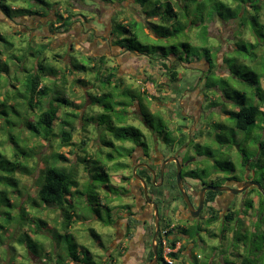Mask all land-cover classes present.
Here are the masks:
<instances>
[{
  "label": "rangeland",
  "instance_id": "374dc122",
  "mask_svg": "<svg viewBox=\"0 0 264 264\" xmlns=\"http://www.w3.org/2000/svg\"><path fill=\"white\" fill-rule=\"evenodd\" d=\"M196 1L197 3H202L207 0ZM92 2V0L81 1V6L82 8L84 7V9H82L80 14L81 16L86 15V18L90 20L93 19V17L89 11L97 9V5L91 4ZM128 3H131V1H128L126 4ZM224 3L225 1L220 0L219 2L204 4L203 8L202 4L197 5L193 3L184 10L186 11L185 17L183 16L184 12L179 11L177 13L179 17L178 20L184 18L191 27L187 29V32H182L186 23L181 24L179 28L166 26L165 28L170 32L176 29L181 31L177 38L157 40L156 36L148 33L145 27L142 25L138 26L137 30L140 32V35L138 34V41L142 45H158L168 48V46L171 47L179 43L181 45H178L179 50L182 49L183 52L184 49H186L189 53V59H201L200 62L197 63L199 65H194L192 67L191 65L185 64L187 68H178L179 81L175 84L170 83L169 85L167 77L165 76V71L161 67L159 69L160 76L153 77V79L156 80V84H160L163 88L169 86L170 90L172 88L175 89V93H181L190 88H195L198 85L199 89H201L202 84L208 80L211 84L218 87L221 94L227 91V88H225L226 86H228V89L232 88L243 94H250L246 79L252 78L253 74H257L259 77L264 74V37L255 36L251 32V29H249L251 19H246V21L240 17H236L234 21H230L225 17V22H221L218 13H224L222 9L224 8ZM22 5L24 4L22 3ZM75 7L78 8L79 5H75ZM16 8L17 6H14L12 11L14 12ZM115 8L117 9L118 6L113 5L110 7L109 5L108 8L102 7L97 15L98 17L96 16L101 23L107 24V29L110 28L108 22ZM129 10L134 13L137 8L131 5ZM244 15L253 18V12L250 9L247 10ZM221 16H224V14ZM258 16H260V21L258 18H253V23H255V27L258 28L259 32L264 35V29L261 30V25L264 23V5ZM4 18V15L0 12V32L3 33L4 39H7V43L10 42L14 44L13 47L15 49L9 51V53H7L8 56L3 54L0 55V70L9 67V71L11 72L9 75H4L5 80L8 83L13 82L16 77V72L14 73L13 71L16 69L15 65L18 63L15 62V65L10 63L8 58L11 55L16 56L18 61L22 60L21 63H24V66L30 67V69H28L29 72L31 68H33L31 63L38 59L39 54L41 55L42 52L43 55L49 58L44 63V67L52 70L56 69L57 71L53 77H48L45 81V84L50 88L53 104H57L61 107L62 114L74 113L78 115L81 113L84 116L82 119L78 117L73 120L75 130L72 135V143L70 146L65 147L60 146V140L56 137L53 138L50 143H46L42 140L30 139L27 133L24 135V138L25 136L28 137L29 141L23 142L20 127H13L11 132L17 138L19 148L26 151L29 150L26 153H29V156L26 158L25 155V157L22 156L18 159L20 168L24 167L26 171L21 172L22 170L19 168L11 173H3L0 171V177L1 175L10 176V178L14 180L11 185H6L3 181L0 182V227L5 228L4 232L0 230V264H7L9 261H11L9 262L11 264H55L58 260H61L63 264H75L76 262L78 264H107L109 262L106 263L104 261V256L106 253L109 255L112 252L105 251L114 236L113 227L109 228L111 223L115 220L116 215L113 206L119 204V201H117L119 198L118 193H121L122 189L125 188L119 186L123 181L122 176H130V172L123 171L122 169L115 170V164L126 162L125 154L122 157L118 154L122 153V148H126L129 143L114 141L109 133L105 134L104 131H102V129H105V125L101 123L97 126V116L105 113L107 109L104 106L97 105V103L91 104L88 99L85 100L84 95L94 97L97 101V97L100 96L99 94L102 92L105 94L109 93L111 87L108 88V85L104 86V83L101 82L99 78L106 74L105 72L108 73V70L105 71L103 69L116 65L113 60L109 59V56L116 54V50L113 47H115L117 42L115 41L113 44L110 40V42L107 41L106 38L110 36L107 34L108 30H106V32L97 31L102 30V25L98 21L96 24L94 22L95 20L89 22L90 20L80 18L77 23L71 26L67 35L69 38H73L72 42L75 43V45L77 44L78 49L82 46L88 47L90 38L87 39L82 33L94 28L97 37L101 40H106L103 43L102 49L98 51L100 52L99 54L105 55L106 63L104 67H101L100 71L99 69H91L86 57H82L84 55H81V53L73 48L69 56L73 62L69 65L71 74L69 75V71L67 72L64 66V60L65 64L70 61L65 55V50H67L65 49L66 42L63 38L65 36L62 35L53 38V35H51L47 29L48 22L50 20H55L54 16L49 18V20L47 18L41 20L43 31H40L38 28L39 25L36 23L38 18L26 16L14 19L13 31L5 24ZM30 20H32V22H30ZM75 20L72 19V21ZM24 24L33 27L36 25L32 34H29V31H25L26 25ZM153 26V23H150L151 29H153ZM247 26L249 28H247ZM19 30H22L25 34L19 36ZM137 30H134L136 34ZM16 33L17 35L15 36L14 34ZM7 35H9V37ZM84 39H87L89 42L82 44V41H85ZM41 44H48L47 51L45 50L44 52V50H41ZM0 49H2L1 45ZM21 49L22 52L19 51ZM206 51L209 52L208 57H210V59L216 60V64L219 66L220 70H215L216 67L213 69L211 68L217 75L210 73L207 77H204L205 79L199 80L200 73L198 69H210L209 65L206 64V61L203 59L207 54ZM21 54H26L27 59H21ZM166 54V51L160 50L158 52V56H165ZM88 55H93V52H88L87 56ZM56 56L61 57L57 59ZM120 62L122 65L121 73H127V75L123 77V80L132 85L134 94L137 95L139 90L144 88L148 96H153L155 98L160 96L164 104H168L171 101L168 92H166L168 94L162 96L154 91L151 83H146L144 85V82H140V80L134 78V75H139L138 79H142L145 75H148V72L154 74L153 70H157V67H154L155 64L150 65L148 58L125 53V57L121 56ZM98 71L101 73L100 76L98 75ZM129 74L132 75L129 76ZM20 76L19 73L17 78L19 79ZM260 83L262 89H264V76L261 77ZM1 87L4 89L7 88L3 80L0 81V95L3 94ZM160 91H162V89ZM202 93L206 95V100L202 103V111H206L208 114L207 117L200 118L196 125L191 124L190 121L181 120L180 118H176L173 123H170L168 118H166L167 115L177 113V110L168 108V110L163 112V110L153 105L150 106V113H163L162 115L158 114L156 117L151 116L150 119L157 129V121H160L161 116H166L161 122V125L171 128L170 133L167 135L169 141L173 142L176 139H180V143L187 144L185 153H188L194 158L192 162L193 165L197 167L200 163L202 166H199V169L196 171L197 178L201 179L202 182L212 185L211 181L206 179L208 177V170H211L212 163H217L221 172L220 177L213 181V185L225 183L229 185L231 189L235 190L237 189L234 183L235 181L242 182L246 175H252L254 177V180L261 188V192L256 190L250 191L249 194L246 195L245 193L237 195L232 194L233 204L235 205L236 212L241 217V221L237 222L239 227H235L234 230L231 231L228 245L230 251H233V253L240 252L242 246L246 248L251 246L253 249H256V251L247 258L250 264H264V238L261 237L259 228L264 227V166L262 168L253 167L251 164L256 152L255 143L259 136V130L254 127L251 135L249 134V136H247V133L239 132L233 128V119L226 116V112L234 111L231 105L229 106L228 104L230 102L233 104L235 101L233 95L226 99L229 100L227 103L224 101L226 97L223 100V98L217 97L214 92L202 91ZM142 98L145 99V96H142ZM1 100L2 98H0V101ZM63 100H66L68 104L66 105L62 102ZM115 100L116 96L112 99L110 97L103 98L101 101L102 105L108 103L112 104L113 111L111 114L114 118H117L125 109L115 105ZM76 106L79 107L76 108ZM137 106H139L137 102H132L126 111H135L138 109ZM16 108H18L16 109L17 111H21L20 107ZM262 109H264V106ZM6 113L9 114L8 119L16 124H20V120L23 119L11 115L8 109ZM164 113L165 115H163ZM62 117L64 118V115H62ZM132 120L133 118L130 116L129 121ZM261 122L262 121L258 118L256 125L264 128V124L260 125ZM133 126L139 129L141 128L138 122L133 124ZM59 129V125L56 124L54 129L55 134H58ZM1 134L2 132H0V141H4L5 137ZM100 140L111 142L114 147L103 146ZM83 141L85 143L82 146ZM176 144L179 143L176 142ZM159 150L165 156L170 153V151L163 148V145L159 146ZM0 152L12 161L11 151L8 146H0ZM54 154L66 158V162L59 161L57 165L75 175V180L79 187L78 190L83 193V196L81 195L74 199L73 210L75 211L73 213H71L70 210H67L65 213L55 208L45 207L44 205H32L33 202L36 204L42 203L35 197L37 190L36 181L39 171L44 168V158L52 162L51 157ZM223 154H225V156ZM108 155L113 156L112 162L108 161ZM199 158L200 162L198 163ZM11 164L12 163H0V166L7 168ZM101 169H105L107 175H109V183L116 187L117 190L114 192L116 194L111 201L112 204H105V206L104 204H102L103 206H99V202L97 201V196H100L102 199L107 194V190L102 189L106 177L102 174ZM89 186H91V191L89 190ZM249 201H252V208L247 207ZM21 207L25 214L23 213L19 216ZM98 211L99 216H97ZM8 216L13 217V219L12 223L7 227L6 219H8ZM236 219L234 223H236ZM108 222V227L103 225ZM42 223L45 225L40 226ZM231 225V227H233V224ZM68 226L69 228L67 229ZM139 232V230H134L132 232V239L130 243H128L129 246L125 244L130 254L125 255L126 257L122 256L125 253V250H122L120 257L124 259V261L120 263V261L117 260L116 264H136L132 258L134 254L141 256L140 258H142V261H145L147 253L145 245H147V242L145 241L142 247L138 245L137 239ZM146 239L147 238H144V240ZM98 241H101L103 245L101 251L97 248ZM194 251L195 255L199 256L204 253L200 251V249H194ZM112 257H114V259L116 258L114 252L112 253ZM148 258L149 256H147V259ZM225 260V264H229V261L236 262L233 257H226ZM198 262H201V258H199ZM158 264H162V262H158ZM173 264H177V262L174 261ZM189 264L194 263L190 262Z\"/></svg>",
  "mask_w": 264,
  "mask_h": 264
},
{
  "label": "trees",
  "instance_id": "16d2710c",
  "mask_svg": "<svg viewBox=\"0 0 264 264\" xmlns=\"http://www.w3.org/2000/svg\"><path fill=\"white\" fill-rule=\"evenodd\" d=\"M82 0H0V12L6 17L7 19L14 20L16 18L21 17H35L38 18V21H36L37 25H39L40 31H43L42 26V19L51 18L52 16L55 17V20H50L48 22L47 29L49 30V33L53 35L52 37H60L65 36L64 34L68 33L71 29V26L79 21L80 18L84 20H90L86 18V15L81 16L80 12H82L81 6ZM93 2L91 4H96L97 9L89 11V13L92 14L93 19H91L89 22H93V20H96V16L101 11L102 7L108 8L109 5L111 6H118V8L114 9V12L109 18L108 26L109 29L103 27V23L97 21L102 25V30H97L99 32H106L110 35L109 38H106L107 41H111L113 44L116 41L115 44V50L116 54H118L119 57L123 56L125 57V53L132 54L134 56H141L148 58L149 63L153 65L154 61L160 60V65L165 71V76L167 77L168 83H176L179 81V75H178V68H181L182 66L187 68L186 65H191L192 67L194 65L200 62L201 59H189V53L184 49L182 52V49L179 50V46H181L179 43L172 45L171 47L168 46V48L160 47L158 45H142L138 41V34L140 35V32L137 30L138 26L142 25L146 28L148 33L154 34L156 36V39H163L168 40L169 38H177L180 30L176 29L172 32L168 31L165 27H177L179 28L181 24L186 23V26H184V30L182 32H187V29L191 27L190 24H187L186 20L184 18H181V20H178L177 13L179 11L184 12V17L186 16V10L187 6H191L193 3H196L197 5L202 4V8L204 7V4L213 3V2H219L220 0H207L206 2L197 3V1H190V0H92ZM128 1H131V3L126 4ZM225 1L223 14L224 16H221L223 14L218 13L220 21L225 22V17H227L230 21L235 20L236 17H240L243 20L251 19L250 20V28L247 26V28L251 29V32L258 37H264V35L259 32L258 28L255 27V23H253V18H258L260 21V10L262 9L264 5V0H221ZM20 2V3H19ZM22 3L24 5H22ZM21 4V5H20ZM109 4V5H107ZM75 5H79V7H75ZM128 5V6H127ZM134 6L137 8V10L133 13L129 10V7ZM14 6H17L15 11H12V8ZM252 10L253 12V18L252 17H246L244 14H246L247 10ZM97 11V14H96ZM221 12V11H220ZM127 15H126V14ZM125 15V16H124ZM203 15V13H202ZM124 16V17H123ZM221 16V17H220ZM98 17V16H97ZM33 18V19H35ZM75 20V21H72ZM142 19V20H141ZM215 19V17H214ZM219 20V19H218ZM224 20V21H222ZM247 21V20H246ZM88 22V21H87ZM95 22V21H94ZM96 23V22H95ZM150 23H153V29L150 27ZM97 24V23H96ZM107 25V24H106ZM252 27V28H251ZM264 29V23L261 25V30ZM134 30H137L134 32ZM1 31V30H0ZM264 31V30H263ZM19 36H23V32H18ZM106 34V33H105ZM15 36L17 35L14 34ZM9 37V35H7ZM11 36V35H10ZM64 38V37H63ZM91 39V37H90ZM101 41V42H100ZM103 41V42H102ZM106 40H101L97 37V46H102V43H104ZM109 41V42H110ZM100 42V44H99ZM0 45L2 46V49H0V55H6L9 51H13L14 44L7 43V39H4V35L2 32H0ZM42 51H47L48 44H41ZM3 50V51H2ZM166 51L167 54L165 56H158L159 51ZM22 52V49L19 50ZM100 52L97 51V58H88V65L95 64L97 69H101V67H104L106 61H105V55L99 54ZM124 53V54H123ZM206 55L203 58L206 61V64L209 65V68L217 67L216 60L210 59L208 57L209 52L206 51ZM157 54V55H156ZM156 55V56H154ZM21 59H27L26 54L20 55ZM207 56V57H206ZM61 56H56V58H60ZM85 58V56H82ZM8 58V57H7ZM10 63H18L15 65L16 69L13 71L16 72V77L14 78L13 82H7L5 80L4 75H9L11 73L9 71V67H5L4 70H0V81H4V85H7V88L4 89L1 87V91L3 94H1L0 98L2 100L0 101V132H2L1 135L5 137L4 141H0V146L6 145L9 147L11 151V158L12 161L5 157L4 154L0 152V163L10 164L9 167H1L0 171L3 173H11L15 172L17 168L20 170L26 171V168L19 166L18 159L22 156L26 158L29 156V153L26 154L28 151L22 150L19 148V145L17 144V138L12 134L13 127H20V132L22 135V141H29V138L24 135L26 133L29 135L30 139H36V140H42L46 143H50L53 138H58L60 140V146H70L72 141V135L74 132V126H73V120L80 117V119L83 118L84 115L80 114H74V113H64L62 114L61 107L57 104H53L54 102L51 100L52 95H50V88L45 84V81L48 77H53V75L57 72L56 69H48L44 67V63L47 61L48 56L43 55L41 52V55L39 54L38 59H36L34 62L31 63L32 67L31 70L28 72L27 66H24V63H21L22 60H19L16 58V56L11 55L9 58ZM54 59V58H53ZM217 59V58H216ZM69 63L64 64L65 69L67 72L69 71V65H71L72 60L69 57ZM14 61V62H13ZM225 61V59H224ZM223 61V63H224ZM9 63V64H10ZM97 64V65H96ZM186 64V65H185ZM191 69L193 70V68ZM37 68V69H36ZM94 69V68H92ZM109 69V68H108ZM196 70V69H195ZM199 70V69H198ZM116 68H110L109 72L102 75L100 81L104 84H107L110 87H113L114 90L118 92L116 95V98H120L118 102H115V105L118 107L124 108L125 111H122L121 114L117 116V118H114L112 120V114L113 111L112 104H104L102 105V99L103 98H111L112 96L108 93L103 95L102 97H88V100L93 103H97L99 106H104L107 110L105 113L99 114L97 116L98 120V126L99 124L105 125V131L109 133L112 137V139L119 143H129L135 146L141 145V138L142 134L141 131L134 127L131 124H127L126 117L130 113L129 111H126L130 104L132 102L137 101L138 105L140 107V111L144 115L145 118H148L150 120L151 115L146 111L145 107L143 106V100L138 96L134 95V92L128 89V87H125V84L121 77L116 75ZM12 72V73H13ZM20 73L19 79L18 74ZM69 75L70 71L68 72ZM98 74H101L98 72ZM100 76V75H99ZM264 76L261 75L260 77L257 74H253L252 78L246 79V84L248 90H250V94H239L237 92H230V96L233 95L235 97V104L237 105V111L231 112L230 117L233 119V128L239 132L247 133V136L249 134L251 135L253 128L259 130V136L257 138L256 144V152L254 155V158L252 160L253 167H260L262 168L264 166V128L262 126L258 127L256 125V121L259 118L262 122L260 125L264 124V109L262 107L264 106V89L261 87L260 79ZM144 77H147L148 79H151L150 75H145ZM156 83L155 79H151ZM98 82V81H97ZM207 83L211 84L210 81L207 80ZM228 88V86H227ZM232 93V94H231ZM229 95L227 97H229ZM251 96V97H250ZM226 97V98H227ZM250 101H249V100ZM252 99V101H251ZM14 100V102H13ZM66 105L68 102L66 100H63ZM16 107H20L21 111H17ZM73 107V106H72ZM75 107V106H74ZM79 106H76L78 108ZM8 109V112L11 113V115H14L17 118H23L20 120V124H16L15 122H11L8 119L9 114L6 113V110ZM64 115V118L62 117ZM151 123V121H150ZM56 124L59 125V131L58 134H55V126ZM152 124V123H151ZM101 144L103 146H113V143L108 142L106 140H100ZM84 141L82 142V146L84 145ZM122 153H119L118 155L122 157L125 154V157L129 155V153L132 150L122 148ZM108 161H113V156L108 155ZM52 162H49L47 158H44L45 165L42 170L39 171V175L37 177V190H36V199H39L42 203L36 204L35 202L32 203L33 206H45L50 208H55L56 210H59L60 212H65L67 210H70L71 213H73L75 210H73V201L74 199L83 196V193H81L78 189V183L75 180V175L69 171H66L64 168H61L57 165L59 161L66 162V158H64L61 155L54 154L52 157ZM6 160V161H5ZM85 161V160H83ZM115 170L122 169L124 165L119 162L115 164ZM102 174L106 177L105 183L103 185L102 189L107 190V194L104 198H100V196H97V201L99 202V206H103L102 204H110L113 200L116 192V187L112 186L109 182V175H107L105 169H101ZM187 175H190L187 173ZM3 181L6 185H11L14 180L10 178V176L1 175L0 182ZM91 186H89V190L91 191ZM214 193L209 192V198L208 201H210L213 197ZM104 200V201H103ZM44 203V204H43ZM21 206V204H20ZM248 208H252V201H249L247 203ZM24 213L23 208H20L19 216H21ZM25 214V213H24ZM73 216V215H71ZM70 216V219H71ZM97 216H99V211L97 212ZM13 217H9L6 219V225L7 227L12 223ZM61 219V218H60ZM234 220V216L230 217V221ZM45 225L44 223L40 224V226ZM103 225L107 226L108 223H104ZM136 222L134 221L133 226L135 227ZM69 226L67 227V229ZM0 230L4 232L5 228L0 227ZM67 233L66 231H64ZM152 235V234H151ZM129 237H132V234H129ZM175 245V241H171L169 243V247L173 248ZM160 243L157 244L158 247V258L163 261L161 258V253L163 246ZM33 256V255H32ZM153 254H150V257H152ZM34 257V256H33ZM169 257L172 260H177L178 256L175 253H170ZM11 262V261H9ZM7 264H11V263ZM76 262V261H75ZM106 262V261H105ZM164 262V261H163ZM77 263V262H76ZM107 263V262H106ZM165 263V262H164ZM55 264H63L61 260L56 261ZM78 264V263H77ZM95 264V263H93ZM97 264V263H96ZM109 264V263H107ZM166 264V263H165ZM241 264H250V261L245 258Z\"/></svg>",
  "mask_w": 264,
  "mask_h": 264
},
{
  "label": "flooded vegetation",
  "instance_id": "af4514ba",
  "mask_svg": "<svg viewBox=\"0 0 264 264\" xmlns=\"http://www.w3.org/2000/svg\"><path fill=\"white\" fill-rule=\"evenodd\" d=\"M4 21L5 24L11 28V31H13L14 21L7 19L6 17L4 18ZM30 22H32V20H30ZM95 22L97 23V18ZM102 25L104 28L107 27L105 23ZM35 28L36 25L34 27L26 25L25 31H29V34H32V31ZM19 31L23 32L22 30ZM82 34L85 35L87 39L90 37L91 39L90 42L87 39H84L85 41H82V44L89 42V46H82L80 49H78L77 44L75 45V43L72 42L73 38H69L66 33L64 34V40L66 42L65 49H67L65 50V55L67 59H69L73 48H75L77 52L81 53V55H84L86 59L98 57L97 34L95 29L93 28L87 30ZM88 52H93V55L87 56ZM109 57L110 60H113L114 63H116L114 67L110 68H116V75L121 77L123 80V77L126 76L127 73H121V57H119L118 54L110 55ZM153 63L155 64L154 67H157V70H153L154 74L148 72V75L151 76V79L153 77L160 76V60L158 59ZM89 67L91 69H97L95 64H92ZM108 68L109 67L103 70H108L109 72L110 68ZM181 68L185 67L182 66ZM215 70H220L218 65ZM199 73V80L207 77V75L210 73L217 75V73L212 71L211 68L207 70L199 69ZM131 75L132 74H129V76ZM138 77L139 75H134V78L140 80V82H144V85L146 83H151L156 93L162 96L169 93L168 95L171 97V101L168 104H164L162 103L160 96L155 98L153 96H148L144 88L139 90L137 95H140L139 97L143 100V106L151 116L156 117L158 114L162 115V113L165 112V110H168V108H172L173 110L176 109L177 113H172L167 115V117L161 116L160 121H157V129L153 124H151V119L149 120L148 118L144 117L139 106H137V110H133L132 112L130 111L126 117L128 119L125 121L127 124L133 125L138 122L141 126L140 129L138 128L142 134L141 145L135 146L128 144V146L125 148L132 151L128 156L125 157L126 162H121L124 165L122 170L130 172V176H122L123 181L121 185H119L120 187L122 186L125 188L122 189L121 193H118L119 198L117 201H119V204L117 206H113L116 215L115 220L111 223L109 228L113 227L114 236L109 242L108 248H106L105 251H111L112 253L114 252L117 259L112 257V253L109 255L106 253L104 256V261L109 262V264H116V261L119 260L120 263H122L124 259L120 257V253H122L121 251L125 250V253L122 256L130 254V251L127 249L128 247L125 246V244L130 243L132 239V237H129V234H132L134 230H139L140 232L138 233L137 239L138 245L142 247L146 241L147 245H145V250H147V253L145 261H142V258H140L141 256H137L135 254L132 255V258L136 264H158V262H162V264H168L166 261L167 259L171 261V264H173L174 261H176L177 264H189L190 262L194 264H225V261L227 260H225L226 257H233L234 260H236V262H230L228 260L229 264H241L242 261L245 258H249L251 254L256 251V249H253L251 246L247 248L242 246L240 252L238 253H233V251H230L229 249L228 241L230 233L235 227H239L237 222L241 221L240 215L235 210L232 194L226 191L216 192L212 190H206L203 194V197H201L202 190L207 187H225V183L213 185V181L220 177L221 172L219 170V165L217 163H212L211 170H208V177L206 179L211 181L212 185L202 182V180L198 179L196 176V171L199 169L198 167L201 166L199 163L200 158L198 161L199 166H194L192 163L194 158L188 153H185L187 144L180 143V139L170 142L167 135L170 133L171 128L161 125V122L165 119V117L168 118L170 123H173L176 118H180L181 120L190 121L191 124L196 125L200 118L207 117L208 113L206 111H202V103L206 100V95H204L202 91L214 92L216 93L217 97L219 96L223 98V100L230 94V92H237L241 95L243 93L240 91H235L232 88L228 89L226 86L225 88H227V91L221 94V91L217 86L207 82L203 84L201 83V89H199L198 85L195 87L197 89L190 88L189 90L182 91L181 93H175L174 88L171 90L169 86L163 88L160 86V84H156L147 77L142 79H138ZM124 84L125 87H128V89L133 91V87L130 83L124 82ZM106 85L107 84H104V86ZM161 89L162 91H160ZM109 93L112 96L111 99L115 98V96L118 94V92L114 90L113 87L110 88ZM99 95V97H102L105 95V93L102 92ZM142 96H145V99H143ZM84 97L85 100L88 99L87 95H84ZM227 98H225L224 101L228 103L229 100H226ZM119 100L120 98H116L115 102H118ZM228 104L229 106L231 105L234 110L228 111L229 113L226 112V116L230 117L231 112L237 111V105L235 104V101L233 104L231 102ZM152 105L156 108H160V110H163V112L150 113L149 110L150 106ZM163 115H165V113ZM130 116L133 118L132 121H129ZM112 120H114V117H112ZM102 131H104L105 134L107 133L105 129H102ZM176 142H178L180 145L176 144ZM160 145H163V148L170 151L167 156H165L159 150ZM223 155L225 156V154ZM177 167L180 168L182 190L187 195V198L189 199V202L192 206V210L188 209L187 204L177 187ZM187 173L190 175H187ZM234 183L236 188L241 189L244 184L256 183V181L252 175H246L242 182L235 181ZM256 190L258 189L255 186H251L239 194L245 193L246 195L249 194L250 191ZM258 191L261 192V190ZM209 192L214 193L210 201H208ZM145 193L147 198L145 197ZM148 200L153 202L155 206L152 203H149ZM155 210L157 211L156 217ZM231 216H234V220L237 218L238 221L237 219L236 223H234V220L230 221ZM156 219L158 224V234L155 239L157 259L155 262H153L154 254L152 238L156 230ZM134 221L136 222L135 227L133 226ZM231 224H233V227H231ZM259 228L261 237L264 238V227ZM144 238L147 239L144 240ZM171 241H175L173 248L169 247V243ZM158 243L159 247L160 243L163 246L161 258L165 263L158 258ZM127 246H129V244ZM97 248L100 251L102 250L103 245L101 241L97 242ZM194 249H200V251L204 252L203 255H195ZM151 253L153 254L152 257H150ZM170 253L177 254L178 259L172 260L169 257ZM147 256H149L148 259ZM199 258H201L200 263L198 262Z\"/></svg>",
  "mask_w": 264,
  "mask_h": 264
},
{
  "label": "water",
  "instance_id": "95a60500",
  "mask_svg": "<svg viewBox=\"0 0 264 264\" xmlns=\"http://www.w3.org/2000/svg\"><path fill=\"white\" fill-rule=\"evenodd\" d=\"M135 174V173H134ZM176 180H177V187L179 189V191L181 192L186 204H187V207L189 210H192V206L189 202V199L187 198V195L184 193V191L182 190V186H181V177H180V168L177 167V175H176ZM251 186H255L258 190H261L259 184L257 183H246L243 185V187L240 189V188H237V189H231L228 185L223 187V188H212V187H207L205 189L202 190V195L201 197H203V194L206 190H212V191H216V192H221V191H226V192H229L231 194H239L241 192H244L246 189H248L249 187ZM145 189V187H144ZM145 197H146V193H145ZM147 198V197H146ZM149 203H152L154 206L155 204L153 202H151L150 200H148ZM157 215V211L155 210V217ZM155 227H156V230H155V234L152 238V247H153V254H154V258H153V262L156 261L157 259V252H156V245H155V239H156V236L158 234V224H157V219H156V222H155Z\"/></svg>",
  "mask_w": 264,
  "mask_h": 264
},
{
  "label": "crops",
  "instance_id": "0c3cea01",
  "mask_svg": "<svg viewBox=\"0 0 264 264\" xmlns=\"http://www.w3.org/2000/svg\"><path fill=\"white\" fill-rule=\"evenodd\" d=\"M103 46V43H102ZM102 46H97V51H100V49H102Z\"/></svg>",
  "mask_w": 264,
  "mask_h": 264
},
{
  "label": "built area",
  "instance_id": "2783aa9c",
  "mask_svg": "<svg viewBox=\"0 0 264 264\" xmlns=\"http://www.w3.org/2000/svg\"><path fill=\"white\" fill-rule=\"evenodd\" d=\"M166 261L168 262V264H171V261H169L168 259Z\"/></svg>",
  "mask_w": 264,
  "mask_h": 264
}]
</instances>
